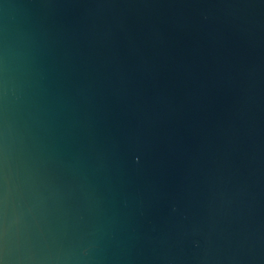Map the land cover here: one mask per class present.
<instances>
[{
	"label": "water",
	"instance_id": "1",
	"mask_svg": "<svg viewBox=\"0 0 264 264\" xmlns=\"http://www.w3.org/2000/svg\"><path fill=\"white\" fill-rule=\"evenodd\" d=\"M0 260L264 264V0H0Z\"/></svg>",
	"mask_w": 264,
	"mask_h": 264
},
{
	"label": "clouds",
	"instance_id": "2",
	"mask_svg": "<svg viewBox=\"0 0 264 264\" xmlns=\"http://www.w3.org/2000/svg\"><path fill=\"white\" fill-rule=\"evenodd\" d=\"M175 210H176V207H175V205H173V211H175ZM0 264H5V262L3 260H0Z\"/></svg>",
	"mask_w": 264,
	"mask_h": 264
}]
</instances>
